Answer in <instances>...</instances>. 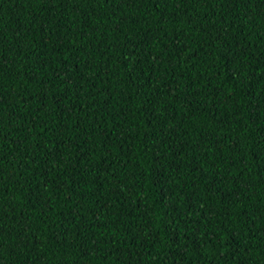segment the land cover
Listing matches in <instances>:
<instances>
[{"label": "trees", "instance_id": "16d2710c", "mask_svg": "<svg viewBox=\"0 0 264 264\" xmlns=\"http://www.w3.org/2000/svg\"><path fill=\"white\" fill-rule=\"evenodd\" d=\"M0 264H264V0H0Z\"/></svg>", "mask_w": 264, "mask_h": 264}]
</instances>
